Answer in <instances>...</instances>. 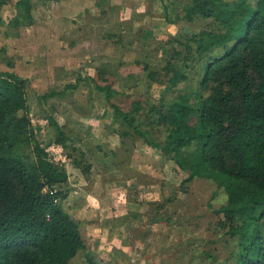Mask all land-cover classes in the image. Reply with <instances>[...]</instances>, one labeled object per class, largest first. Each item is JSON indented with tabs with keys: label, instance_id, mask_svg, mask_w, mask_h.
Wrapping results in <instances>:
<instances>
[{
	"label": "rangeland",
	"instance_id": "1",
	"mask_svg": "<svg viewBox=\"0 0 264 264\" xmlns=\"http://www.w3.org/2000/svg\"><path fill=\"white\" fill-rule=\"evenodd\" d=\"M16 1L0 9V71L27 78L35 140L69 172L62 204L85 241L69 264H88V253L101 264H231L236 238L213 210L225 203L224 189L203 177L185 183L187 173L161 149L123 135L110 106L130 111L140 100L137 121L162 141L166 129L151 122V106L179 91L194 105L207 94L198 83L203 59L189 60L188 79L172 90L162 67L181 64L186 45L195 46L191 36L216 30L215 21L184 19L188 0H32L27 23ZM145 64L156 81H148ZM98 84L111 86L110 100ZM51 90L59 93L42 98ZM50 116L68 137L66 149L54 144ZM80 153L91 165L87 175L73 165Z\"/></svg>",
	"mask_w": 264,
	"mask_h": 264
},
{
	"label": "trees",
	"instance_id": "2",
	"mask_svg": "<svg viewBox=\"0 0 264 264\" xmlns=\"http://www.w3.org/2000/svg\"><path fill=\"white\" fill-rule=\"evenodd\" d=\"M15 5L21 22L29 23L32 0ZM196 16L213 19L217 29L191 36L195 46L186 45L182 63L168 60L162 68L166 89L172 90L188 79V61L203 59L198 83L207 94H199L194 105L189 93L179 91L151 106L148 116L165 127V138L156 141L137 121L136 114L144 110L140 100L130 111L110 106L124 125L123 135L161 149L187 173L185 183L203 177L224 189L225 203L213 210L236 238L231 264H264V0H188L183 17L192 21ZM144 69L149 82L158 79L156 70L147 64ZM27 82L13 71H0V264H69L85 241L62 204L70 190L69 172L35 140ZM97 88L111 99L110 85ZM58 93L51 90L42 98ZM48 123L55 131L54 144L66 149L62 126L51 116ZM79 156L72 158L73 165L87 175L91 165ZM87 262L101 264L89 253Z\"/></svg>",
	"mask_w": 264,
	"mask_h": 264
}]
</instances>
